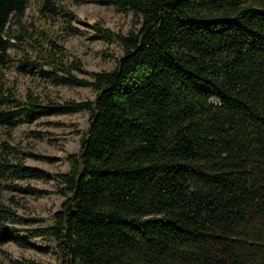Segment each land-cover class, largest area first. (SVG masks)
Returning <instances> with one entry per match:
<instances>
[{
    "label": "trees",
    "instance_id": "16d2710c",
    "mask_svg": "<svg viewBox=\"0 0 264 264\" xmlns=\"http://www.w3.org/2000/svg\"><path fill=\"white\" fill-rule=\"evenodd\" d=\"M80 2L38 0L26 22L30 0H0V248L53 238L58 264H264V0H103L139 27L88 24L123 50L99 72L64 47ZM6 67L95 98L22 95ZM78 111L88 125L68 172L13 159L18 124ZM29 173L66 197L46 226L19 228L2 188Z\"/></svg>",
    "mask_w": 264,
    "mask_h": 264
},
{
    "label": "rangeland",
    "instance_id": "374dc122",
    "mask_svg": "<svg viewBox=\"0 0 264 264\" xmlns=\"http://www.w3.org/2000/svg\"><path fill=\"white\" fill-rule=\"evenodd\" d=\"M103 0H81L80 4H70L74 13V24L80 30L64 41L65 49L72 55L79 57L87 71L99 72L111 70L115 67V57L123 53L118 43L107 44L94 38L93 30L88 24L99 22L112 31L126 33L131 27H139L134 22L130 11L123 15L114 4H107ZM38 0H30L25 10L24 21L32 22L38 14ZM14 53V49H10ZM10 79H16L20 94L31 86L34 92L57 102L74 100L76 102L93 100L95 90L90 85L62 86L53 85L50 81L38 75H17L12 67L5 68ZM80 78L92 80L86 72L75 71ZM88 125V113L78 111L70 114H52L41 116L29 123L18 124L13 132L10 143L15 145L17 157L24 165L42 169L45 173H66L70 166L66 155L77 154L80 148V138ZM1 139V134H0ZM23 152L25 154H23ZM16 154V152L14 153ZM12 184L2 188V197L15 211L16 215L9 219L15 227L27 228L46 226L47 217L59 210L65 200V194L59 191L63 187L55 178L35 177L31 173L23 174ZM30 185L34 191L29 192ZM34 217L44 220L24 222L23 218ZM25 236L24 232H21ZM30 259L41 264H58L53 238H35L27 246L10 241L0 248V264H26Z\"/></svg>",
    "mask_w": 264,
    "mask_h": 264
}]
</instances>
